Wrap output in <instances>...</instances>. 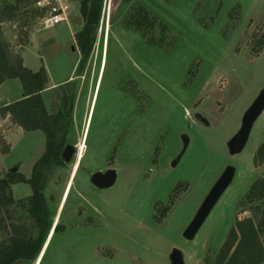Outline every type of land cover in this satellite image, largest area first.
Masks as SVG:
<instances>
[{"label":"rangeland","instance_id":"rangeland-1","mask_svg":"<svg viewBox=\"0 0 264 264\" xmlns=\"http://www.w3.org/2000/svg\"><path fill=\"white\" fill-rule=\"evenodd\" d=\"M16 1L12 13L6 4ZM41 1L0 0V38L12 58L21 56L34 71L44 67L48 86H59L71 80L80 57L74 42L84 23L80 0H69L68 20L51 27L42 26ZM72 78L42 92L48 112L56 95L76 92L69 143L77 153L49 169L44 194L55 219L61 214V223L77 226L59 227L42 264H170L175 247L186 264H214L235 221L260 213L259 202L245 195L264 176L258 157L264 110L240 153L230 155L227 142L264 87V0H102L93 50ZM22 93L19 78L7 79L0 106ZM1 117L0 111V178L13 168L29 178L46 135L8 128ZM182 133L190 144L173 166ZM229 164L236 167L233 182L195 237L185 239ZM110 168L115 183L95 187L91 175ZM11 189L17 200L8 206L11 218L0 212V241L8 242L11 223L31 227L18 201L32 193L30 183Z\"/></svg>","mask_w":264,"mask_h":264},{"label":"trees","instance_id":"trees-1","mask_svg":"<svg viewBox=\"0 0 264 264\" xmlns=\"http://www.w3.org/2000/svg\"><path fill=\"white\" fill-rule=\"evenodd\" d=\"M17 1L6 4L14 13ZM102 0H80V12L83 27L74 35L75 46L80 57L75 69L77 75L84 70L87 60L93 50L97 37ZM263 43V41H262ZM7 43L0 38V84L10 78H19L22 87V97L0 106L2 116L9 115L10 119L25 131L40 129L46 135V147L43 155L34 163L32 173L26 178L20 171H9L0 178V212H6L11 218L9 205L14 204L11 185L27 181L32 187V193L18 201L26 212L39 223L35 226L44 236L48 228L49 209L44 202V178L52 166H65L61 159L62 151L69 143V133L73 130V111L76 98L75 91L65 89L56 95L55 107L48 112L42 92L48 88L49 77L44 67L34 71L26 67L21 56L12 58L7 50ZM259 48L256 49L258 51ZM75 49V48H74ZM73 80L56 86L69 84ZM54 87V89L56 88ZM58 99L59 107H58ZM7 147H4L6 151ZM258 157L264 160V143L259 146ZM246 201H258L259 215L236 220L214 259V264H264V176L255 180L245 195ZM169 207L167 208V210ZM165 210V212L167 211ZM9 242L0 241V264H13L17 258L27 255L28 245L32 238L27 227L11 223ZM15 245H19L17 248Z\"/></svg>","mask_w":264,"mask_h":264},{"label":"water","instance_id":"water-1","mask_svg":"<svg viewBox=\"0 0 264 264\" xmlns=\"http://www.w3.org/2000/svg\"><path fill=\"white\" fill-rule=\"evenodd\" d=\"M74 48V47H73ZM264 110V87L260 90L254 101L244 112L239 130L228 140L227 148L230 155L240 153L250 136L252 127L256 119L260 116ZM196 118L200 123L205 126H209L208 120L201 114H196ZM182 148L179 154L173 159L172 165L175 166L186 152L189 144L190 137L187 133L181 134ZM77 146L72 143H67L62 151L61 159L65 163H69L72 157L77 153ZM17 168H13L11 171H16ZM236 174V167L234 165H227L218 179L215 181L203 202L197 209L194 217L189 225L183 232V236L187 240H192L204 221L207 219L214 206L221 198L225 190L231 185ZM117 179V171L113 168L106 171H97L91 175L90 181L97 188H108L112 186ZM170 264H186L184 253L179 248H173L169 254Z\"/></svg>","mask_w":264,"mask_h":264},{"label":"flooded vegetation","instance_id":"flooded-vegetation-1","mask_svg":"<svg viewBox=\"0 0 264 264\" xmlns=\"http://www.w3.org/2000/svg\"><path fill=\"white\" fill-rule=\"evenodd\" d=\"M71 80H73V79H71ZM69 186H71V185H69ZM68 189H70V188L68 187ZM67 192H69V191H67ZM44 202H45L46 207L50 211L49 212V218L47 220L48 228H47L44 236L41 237V235L38 231L39 229H37V227L35 226L39 222L38 221L35 222V220L27 212L29 215V218H30V225H31V227H27V228L29 229L30 236L33 238H32V241L30 242V244L28 245L29 252L27 253V255H23L22 257L17 258L13 264H42L44 261V258L46 257L47 251L50 248L52 241L54 240V236L56 235L57 230H59V227L63 228L60 232H64L68 226L69 227L77 226V225L67 224V222L61 223V220H60L61 214H59V216L56 217V219H55L52 216V213H51L49 206L46 204L45 197H44ZM62 206L64 207V205H62ZM62 209L63 208H61V210ZM20 225L21 224H19V226ZM33 230H35V232H37L36 235L33 234V232H32ZM9 238H10V235L8 236V242H9ZM15 247L19 248L20 246L15 245Z\"/></svg>","mask_w":264,"mask_h":264},{"label":"built area","instance_id":"built-area-1","mask_svg":"<svg viewBox=\"0 0 264 264\" xmlns=\"http://www.w3.org/2000/svg\"><path fill=\"white\" fill-rule=\"evenodd\" d=\"M39 4L46 8V14L42 17L43 27H51L68 20L69 0H42Z\"/></svg>","mask_w":264,"mask_h":264},{"label":"crops","instance_id":"crops-1","mask_svg":"<svg viewBox=\"0 0 264 264\" xmlns=\"http://www.w3.org/2000/svg\"><path fill=\"white\" fill-rule=\"evenodd\" d=\"M76 63H77V62H76ZM76 63H75V65H74L73 71H72L71 75L68 77V79H73V78H72V75H73L74 72H75V69H76V68H75V67H76ZM66 80H67V79H66ZM5 81H6V80H5ZM5 81H4V82H5ZM4 82H2L1 84H3ZM56 84H58V83H56ZM56 84H52V85H50V86L54 88V86H55ZM50 86H49V87H50ZM55 87H56V86H55ZM22 94H23V93H22ZM21 97H22V96H21ZM21 97H20V98H21ZM16 100H17V99H16ZM13 101H15V100H11V101H9V102H13ZM9 102H6V103H9ZM1 118H2V122L5 123V124L7 125L8 128H14L15 126H18V125H16V124H14L12 127H9V126H8V123H7V122H8L9 119H10V116H9V115L3 116V117H1ZM0 126H1V124H0ZM18 127H20V126H18ZM20 128H21V127H20ZM21 129H22V128H21ZM22 130H23V129H22ZM3 138H4V137H3ZM4 139H5V138H4ZM69 183H71V181H70ZM69 183H68V184H69ZM65 190H67V186H66V189H65ZM65 198H66V194H65V196H64V199H65Z\"/></svg>","mask_w":264,"mask_h":264},{"label":"bare ground","instance_id":"bare-ground-1","mask_svg":"<svg viewBox=\"0 0 264 264\" xmlns=\"http://www.w3.org/2000/svg\"><path fill=\"white\" fill-rule=\"evenodd\" d=\"M66 193H67V192H66ZM66 193H65V194H66Z\"/></svg>","mask_w":264,"mask_h":264}]
</instances>
